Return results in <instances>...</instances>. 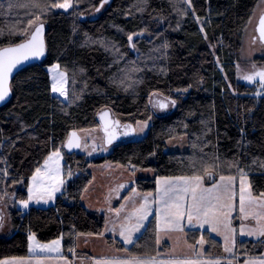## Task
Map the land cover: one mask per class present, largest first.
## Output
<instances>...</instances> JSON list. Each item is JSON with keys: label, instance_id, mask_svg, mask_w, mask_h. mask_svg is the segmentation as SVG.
<instances>
[{"label": "trees", "instance_id": "16d2710c", "mask_svg": "<svg viewBox=\"0 0 264 264\" xmlns=\"http://www.w3.org/2000/svg\"><path fill=\"white\" fill-rule=\"evenodd\" d=\"M101 2L74 0L67 12L51 9L40 16L37 23L47 26V58L15 76L13 97L0 108V161L9 179L22 181L18 198H27L35 169L64 146L70 132L98 127L97 116L106 109L124 125L151 117L153 124L143 140L115 145L98 163L154 169L157 177L200 174L215 180L221 174L238 175L230 167L237 165L248 173L253 193L264 192V95L235 79L242 33L259 0H190L189 5L185 0H110L105 11L90 18ZM8 3L0 0V48L25 41L35 25L28 22L39 14L19 6L8 10ZM197 18L206 20L205 35ZM130 34L137 38L129 42ZM106 43L114 45L118 56L107 51ZM153 47L162 50L158 62L139 69L138 54L147 55ZM54 64L68 75V102L52 95L47 67ZM154 96L175 100L174 109L155 115ZM181 137H187L188 150L170 152L167 142ZM90 163L84 156L66 154L64 193L53 207L12 214L14 233L0 239V260L28 257L31 233L44 243L63 237L66 256L78 235L103 233L104 217L81 202L92 181ZM204 166H211L208 173ZM137 187L155 191L156 180H139ZM204 235L207 253L222 256V244ZM188 236L196 244L202 234L191 231ZM128 251L133 256L157 253L155 220ZM238 253L263 255L253 241L240 242Z\"/></svg>", "mask_w": 264, "mask_h": 264}, {"label": "snow or ice", "instance_id": "6c2138e0", "mask_svg": "<svg viewBox=\"0 0 264 264\" xmlns=\"http://www.w3.org/2000/svg\"><path fill=\"white\" fill-rule=\"evenodd\" d=\"M107 2L108 0H102L100 7H103ZM186 2L190 4V0H186ZM17 6L38 10L39 14L33 13L35 20L28 22L29 26L35 24L30 38L15 46L0 48V102L4 101L11 92L10 78L13 70L24 61L30 58H39L45 54V43L43 40L44 25L42 22L37 23L40 20V16L51 9H64L67 11L70 8H74V0H55V2H48V0H28L27 3L20 5H14L9 0L8 10ZM96 10L99 11V8ZM140 11H143V8ZM24 34L27 35L26 30ZM259 34L260 39L264 40V16L260 19ZM127 38L131 42L133 35L130 34ZM49 71L52 73L51 92L59 93L60 96L67 99L66 73L60 71L59 64L52 65ZM243 79L253 84L258 82L259 87L264 89V69L247 74ZM261 94V92L255 93V95ZM169 103L174 106L176 101L168 100L165 102L164 100H157L156 106L161 109H166ZM100 118L104 122L105 142L107 145H111L118 138L116 128L119 126V121H114L110 124L108 121V113L106 112ZM137 125L139 127H133L131 124L125 125L124 131L120 135L128 136L138 131L143 132L147 127V122L137 121ZM66 147L68 149L82 147L81 137L77 135V132L73 131L67 137ZM83 147L87 148L88 145L85 143ZM91 147L95 151L97 145L93 143ZM100 147L102 150H106L103 144ZM61 160V152L59 149H56L45 159L42 168L37 167L35 169V172L31 176V183L27 187V198L19 200V204L23 208H28L33 201L39 204L41 202L48 203L55 199L56 193L61 190L64 183L60 165ZM131 167L134 171L135 166L133 165ZM209 167L211 166H204L203 171L208 173ZM230 167H236L238 175L221 174L219 175V181L213 183L212 187L204 186L203 176L200 174L159 177L156 181V195L153 196L152 193H148L143 196V203L139 207L133 206L132 211L126 213L122 220H120V213L125 205H121L115 209L119 220V235L123 237L125 243L131 244L134 234L145 226V221L152 215V205L155 204L157 205L156 225L158 230L182 232L185 221L188 225H199L201 228L208 225L212 231L220 232V234L224 235L225 251L230 252L231 248L227 245L231 241L234 246V235L237 231L232 227L231 215L236 207L234 201L237 196L235 189L238 180L240 218L241 220L251 219L255 221V227H249L247 230L242 224L239 228V233L249 236H264V192L254 194L248 180V173L237 165H230ZM6 174L7 172L5 170ZM20 182L22 183V181ZM120 187L122 188L124 186L121 185ZM134 191L135 189H133ZM5 194L7 195V193ZM3 225L4 216L0 215V228ZM105 230L116 232L117 222H113L111 229L106 225ZM28 240L29 250L31 252H60V239L51 241L49 244H40L35 240V234L32 233L28 236ZM200 243H204L203 236H201ZM69 250L73 251V249ZM62 259L64 260V264H70L67 258L62 257ZM0 264H26V261L23 258L12 257L11 259L0 260ZM37 264H42V261L38 260ZM95 264H158V262L152 258H130L127 260H100L96 261ZM167 264H220V261L170 260ZM246 264H264V257L249 258Z\"/></svg>", "mask_w": 264, "mask_h": 264}, {"label": "rangeland", "instance_id": "374dc122", "mask_svg": "<svg viewBox=\"0 0 264 264\" xmlns=\"http://www.w3.org/2000/svg\"><path fill=\"white\" fill-rule=\"evenodd\" d=\"M109 2L110 0H108V2L103 5V7H99V11L96 10L90 16V18L95 19L96 17H98L109 6ZM186 3L189 5L188 2ZM58 10L67 12L69 9L67 11H65L64 9H58ZM262 15H264V0H259L251 19L246 24L244 31L242 33L241 46H240V51L238 53L239 57H238V60L235 62V65H236L235 79L238 83L245 84L247 86H256V88L258 87L259 91L262 92L264 95V89H261L259 87L258 82L253 84L243 79V77L247 74H250L260 69H264V43H262L259 39L256 40V37H257L256 25L258 24V20L261 18ZM197 22H198L200 31L205 35L204 26L206 24V20L197 19ZM142 36H143L142 38H147L145 40L150 39L148 35H142ZM135 38H133V40ZM105 45H106V49L108 52H111L114 55L118 56V51L112 43L111 44L106 43ZM151 50L152 51L147 55L138 54L135 64L139 66L138 67L139 69H146L147 67L152 66L155 62H158L161 56L162 50L156 47H153ZM212 50L215 53V58L222 72V75L226 79L223 63L220 61L218 55L216 54L215 48H213ZM51 66L47 67V71L49 73L50 83L52 84V78H51L52 73L49 71ZM60 71L66 73L65 71L61 69V67H60ZM66 76H67L66 89H67V92L69 93V79H68L67 73H66ZM128 87H130L129 84H128ZM259 91L257 90V92ZM52 95L62 99L64 102H68V97L67 99H65L64 97L60 96L59 93L52 92ZM157 100H164L165 102H167L170 99L158 97V96H154L152 98V103L153 105H155L154 107H156L155 108L156 112L154 113L155 115L164 116L174 109V106L171 103H169L166 109H161L157 107L156 106ZM146 122H147V127L144 129V131L136 132L127 141L143 140L150 131V128L153 124V117L149 118ZM135 127H139V125L136 124ZM78 133H79V136L81 137L82 147L80 148L77 155L84 156L88 161L91 162L88 165L87 169L92 175L91 184L83 192L82 199H81L82 204L89 212L95 215H98V216L104 215L105 226L107 225L109 229H111L113 222H117L116 232L106 231L104 227V231L102 235L105 236L107 240H110L111 236L121 237L119 235V230H118L119 220L117 218L115 209L119 208L121 205H125L124 209L120 213V220H122L126 213L132 211L133 206L139 207V205L143 203V199H142L143 196H145L148 193H152L153 196H155L156 190L147 191V192L141 191L137 187V182L139 180H154V179L157 181V179L159 178L157 177V174H156L157 172L154 169H140L137 167H135V170L133 171V168L131 167L133 165L124 166L121 164H116V163H111V162L98 163V161L101 158L110 154L114 146L117 144L112 145V146H107L104 140V135L99 126L81 130V131H78ZM85 143L88 145L87 148L83 147ZM93 143L97 145L95 151H93L91 147ZM102 144L105 146L106 150L101 149L100 145ZM2 148H3V144H1L0 142V154H1ZM167 148L170 152L185 153L188 150V139L187 137L171 139L167 142ZM59 150L62 155V160L60 161V165H61V170H62V179L64 181L61 190L56 193L54 200H51L48 203L41 202L39 204L33 201L30 203L29 207L26 209L23 208V206L19 204V200L21 199L18 198L17 192L21 186V183L19 181L16 182V180L12 178L9 179V176H7V174L5 175L6 168L0 161V210L2 209L3 214H4V225L2 228H0V239H8L13 235L14 225H13L12 214L15 211H21L22 214L25 215L33 208L48 209L50 207H53L56 204L57 199L64 193L65 187H66L65 168H64L66 151L64 150L63 147ZM89 152H91V154H89ZM43 165L44 163L41 165V168L43 167ZM248 180L250 182L249 177H248ZM218 181H219V178L216 180V182ZM203 182H204V178H203ZM30 183H31V178L29 180V185ZM121 185H123L124 187L121 188L120 187ZM212 185L213 184L211 182H208V185L206 184L205 187H212ZM133 189H135L134 192H133ZM156 189H157V184H156ZM235 191L237 192V196L234 201L236 207L231 215V221H232V227L236 229L237 231L234 235V240H235L234 246L231 243V241L228 242L227 246L231 248L230 252L225 251L224 235L220 234V232L212 231L210 226L208 225H205L203 228H201L199 227V225H188L187 222L185 221L182 232L181 231L165 232V231L157 229V231H159V233L157 232L159 234V241H160L159 244L161 245V249L163 250V252L161 253L176 255L178 253L190 252L188 251V248L186 247L187 242L189 241L188 234L191 231H199L201 232L203 236L204 242H207V239L204 234L208 232H209L208 234L210 237H216L217 239H220L223 241V244H222L223 258L221 259V261L224 264H237L236 256L238 253V244L248 239H254L255 241H257V243L260 244V249L262 250L264 254V236H261V237L249 236V235H241L239 233V228L241 227L242 224L247 230V228L249 227H255V221L251 219L241 220L240 218L238 180H237ZM5 193H7V195ZM129 197L130 199H128ZM151 210H152V215H150L147 218V220L145 221V226L141 228L139 231L142 234L146 232V230L148 229L149 225L152 223L153 220H155L156 222L157 205L153 204ZM143 230L144 232H142ZM136 237H137V234L135 233L133 238L136 239ZM58 239L61 240V247H60L59 253L57 252L44 253L40 251L31 252L28 247V257L23 258L26 261V264H37L38 260H41L42 264H64V260L62 259V257L67 258L70 264H74L73 261L69 257L65 256L64 254L63 237H60ZM112 239L113 241L117 242V240H115L116 238L115 239L112 238ZM135 239H133V241ZM200 239L201 237L198 239V241H200ZM35 240L38 241L40 244L50 243V242L44 243V242L39 241L36 235H35ZM132 243L130 245H132ZM163 243H169L171 246L170 249L167 246L166 247L162 246Z\"/></svg>", "mask_w": 264, "mask_h": 264}, {"label": "crops", "instance_id": "0c3cea01", "mask_svg": "<svg viewBox=\"0 0 264 264\" xmlns=\"http://www.w3.org/2000/svg\"><path fill=\"white\" fill-rule=\"evenodd\" d=\"M210 182V179L204 178V186ZM216 182V181H215ZM214 182V183H215ZM239 197V195H238ZM82 202V200H81ZM104 217V215H101ZM144 232V230L142 231ZM159 233V231H157ZM157 233V253L156 254H151V255H146V256H133L131 253L128 251L135 243L136 241L143 235L142 233H136L137 237L132 243V245L127 244L124 242V239L121 237H113L116 238L113 243H110V240H107L105 236L101 235H78L75 239V245H74V250L72 253H70L69 257L74 264H95L96 261L100 260H127L130 258H141V259H148L152 258L155 261L158 262V264H167L168 261L170 260H178V261H183V260H203V261H220V264H224L221 259L223 256H217V255H209L207 253L208 251V244L207 242H204L203 244L198 241L196 244H193L191 242H187L186 247L188 248V253H178L176 255L172 254H165L161 253L163 250L161 249V245L159 244V234ZM209 233V232H208ZM142 234V235H141ZM217 239L216 237H213ZM221 244H223V241L220 239H217ZM245 241H253L257 242L254 239H248ZM116 242V243H115ZM118 243L123 246V249L118 246ZM162 246H167L170 249V244L169 243H163ZM160 251V252H159ZM66 256V255H65ZM259 257H264L263 255L259 256H240L239 253H237L236 256V262L237 264H246V261L249 258H259Z\"/></svg>", "mask_w": 264, "mask_h": 264}, {"label": "water", "instance_id": "95a60500", "mask_svg": "<svg viewBox=\"0 0 264 264\" xmlns=\"http://www.w3.org/2000/svg\"><path fill=\"white\" fill-rule=\"evenodd\" d=\"M44 25V31H43V40H44V43H45V54L42 56V57H39V58H30L29 60H26L24 61L22 64L18 65L16 69L13 70V73H12V76L10 78V85H11V92L9 94V96L2 102H0V108H3L4 106H6L12 99L13 97V91H12V82H13V79L15 78V76L20 73L21 71L31 67V66H34V65H38V64H41L43 63L46 58H47V55H48V50H47V42H46V34H47V26L45 23H43ZM259 30V29H258ZM33 31V30H32ZM32 33V32H31ZM31 35V34H30ZM30 35L28 38H30ZM27 38V39H28ZM26 39V40H27ZM25 40V41H26ZM23 41V42H25ZM264 41V40H263ZM15 46V45H14ZM108 113V121L109 123L111 124L112 122L114 121H118L117 118L114 116V114L112 113L111 110L109 109H106L104 111H102L98 116H97V122H98V126L100 127L103 135H104V140L106 141V137H105V133H104V130H103V124L104 122L101 120V115L104 114V113ZM133 127H135L134 125H132ZM124 127L125 125H123L122 123L119 122V126L116 128V132L118 134V138L116 140L113 141V143L111 145H107V146H112V145H115V144H120V143H123V142H126L131 136H133L134 134L132 135H128V136H124V135H120V133H122L124 131ZM73 132V131H71ZM70 132V133H71ZM77 132V135L79 136V133L78 131H75ZM70 135V134H69ZM64 150L66 151V154L67 155H77V153L79 152L80 148H72V149H68L66 147V142L64 143V146H63ZM206 179H210V178H206ZM216 180L211 178L210 179V182L213 184Z\"/></svg>", "mask_w": 264, "mask_h": 264}, {"label": "flooded vegetation", "instance_id": "af4514ba", "mask_svg": "<svg viewBox=\"0 0 264 264\" xmlns=\"http://www.w3.org/2000/svg\"><path fill=\"white\" fill-rule=\"evenodd\" d=\"M262 16H264V15H262ZM261 16V17H262ZM261 19V18H260ZM260 19L258 20V24L256 25V33H257V37H256V40L257 39H259L262 43H264V41L263 40H261L260 39V34H259V26H260ZM155 105H153V103H152V101H151V107H152V110H153V113H155L156 111H155V108L156 107H154ZM124 125V124H123ZM0 215H3L4 216V214H3V210L1 209L0 210Z\"/></svg>", "mask_w": 264, "mask_h": 264}]
</instances>
